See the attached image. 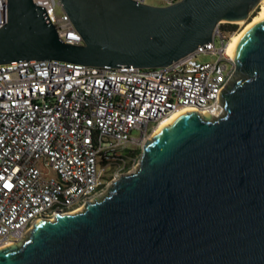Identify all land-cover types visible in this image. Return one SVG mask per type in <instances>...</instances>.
Listing matches in <instances>:
<instances>
[{
  "label": "water",
  "instance_id": "1",
  "mask_svg": "<svg viewBox=\"0 0 264 264\" xmlns=\"http://www.w3.org/2000/svg\"><path fill=\"white\" fill-rule=\"evenodd\" d=\"M261 0H61L84 44L44 7L7 0L0 64L169 66L248 20ZM218 116L191 111L143 144L137 168L79 212L44 217L0 264H264V21L238 45Z\"/></svg>",
  "mask_w": 264,
  "mask_h": 264
},
{
  "label": "built area",
  "instance_id": "2",
  "mask_svg": "<svg viewBox=\"0 0 264 264\" xmlns=\"http://www.w3.org/2000/svg\"><path fill=\"white\" fill-rule=\"evenodd\" d=\"M34 2L63 41L84 44L61 0ZM7 22V0H0V29ZM224 24L212 41L169 66L37 59L0 64V250L44 217L84 210L123 175L134 158L130 144L142 146L171 113L223 111L221 95L235 70L225 48L236 32L223 30ZM205 52L217 59L199 62Z\"/></svg>",
  "mask_w": 264,
  "mask_h": 264
},
{
  "label": "bare ground",
  "instance_id": "3",
  "mask_svg": "<svg viewBox=\"0 0 264 264\" xmlns=\"http://www.w3.org/2000/svg\"><path fill=\"white\" fill-rule=\"evenodd\" d=\"M264 3V0H261V3ZM264 21V7L262 9L261 12L258 13V15H256L252 21L246 25L243 29H241L238 33L237 31L235 33H233L231 35V39L229 40L226 48H225V52L228 56L235 58L236 56V52H237V48L238 45L240 44L241 40L243 39V37L245 36V34L248 32V30L250 28H252L254 25L260 23ZM240 24H244L246 21L245 20H241V21H237ZM191 111H195L194 109L191 108H184L178 111H175L173 113H171L169 116L165 117L163 120H161L159 122V124L155 127L154 131L151 133L150 137L148 139H152L157 133H159L164 127H166L167 125L170 126L174 121H176L178 118H180L181 116L187 114L188 112ZM220 113H217L216 115L211 113V115L214 116H218ZM146 142V140H145ZM134 172V171H132ZM130 172V173H132ZM13 243H9L6 245V247L11 246Z\"/></svg>",
  "mask_w": 264,
  "mask_h": 264
},
{
  "label": "rangeland",
  "instance_id": "4",
  "mask_svg": "<svg viewBox=\"0 0 264 264\" xmlns=\"http://www.w3.org/2000/svg\"><path fill=\"white\" fill-rule=\"evenodd\" d=\"M146 1H147L148 4H152V5H165V2H164L163 0H146ZM263 7H264V3H263V2H262V3L260 2V6H258V7L252 12L250 18H249L248 20H245L246 22H245L244 24H240V23H238V22L231 23V24H236L237 27H236V30H235V31L239 32V31H240L241 29H243L246 25H248V24L252 21V19H253L256 15H258L259 12L262 11ZM58 11L61 12V11H62V8L59 7V8H58ZM225 24L227 25L228 22H225ZM238 30H239V31H238ZM216 45H217V47H220V46L222 45V43H221V38H220V37H218V38L216 39ZM216 59H217V55H216V54H213V53H211V52H205V53H202V54L198 55V57H197V60H198L199 62L215 61ZM134 134H135V135H138L139 132H138V131H135ZM129 148H130V149H138L139 151L133 155V157H134L133 159H130V160L128 161L127 167H126L125 170H123V172H122L123 174L130 173V172H132V171H134V170L136 169V168H134V167H135V166L137 167V165H138V163H139V160H140V157H141V154H142V148H143V145L140 146V145H137V144H135V143H131ZM122 173H121V174H122ZM51 175L54 176L55 173H54L53 171H51ZM108 180H109V178H108Z\"/></svg>",
  "mask_w": 264,
  "mask_h": 264
},
{
  "label": "trees",
  "instance_id": "5",
  "mask_svg": "<svg viewBox=\"0 0 264 264\" xmlns=\"http://www.w3.org/2000/svg\"><path fill=\"white\" fill-rule=\"evenodd\" d=\"M236 24H231V23H228L227 25L224 24L223 25V30H227V31H235L236 30ZM238 33V32H237ZM131 151L133 154L137 153L139 150L138 149H135V150H129Z\"/></svg>",
  "mask_w": 264,
  "mask_h": 264
},
{
  "label": "snow or ice",
  "instance_id": "6",
  "mask_svg": "<svg viewBox=\"0 0 264 264\" xmlns=\"http://www.w3.org/2000/svg\"><path fill=\"white\" fill-rule=\"evenodd\" d=\"M7 186V185H6Z\"/></svg>",
  "mask_w": 264,
  "mask_h": 264
}]
</instances>
